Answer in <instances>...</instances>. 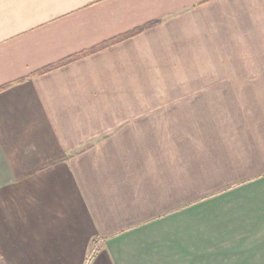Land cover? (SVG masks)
<instances>
[{
	"label": "crops",
	"instance_id": "crops-1",
	"mask_svg": "<svg viewBox=\"0 0 264 264\" xmlns=\"http://www.w3.org/2000/svg\"><path fill=\"white\" fill-rule=\"evenodd\" d=\"M0 264H264V0H0Z\"/></svg>",
	"mask_w": 264,
	"mask_h": 264
},
{
	"label": "trees",
	"instance_id": "trees-1",
	"mask_svg": "<svg viewBox=\"0 0 264 264\" xmlns=\"http://www.w3.org/2000/svg\"><path fill=\"white\" fill-rule=\"evenodd\" d=\"M102 47H104V46H102Z\"/></svg>",
	"mask_w": 264,
	"mask_h": 264
}]
</instances>
